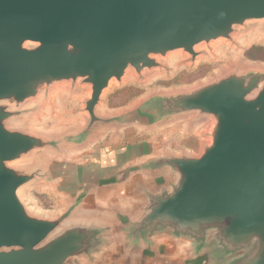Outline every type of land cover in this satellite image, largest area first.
Returning <instances> with one entry per match:
<instances>
[{
    "label": "water",
    "instance_id": "obj_1",
    "mask_svg": "<svg viewBox=\"0 0 264 264\" xmlns=\"http://www.w3.org/2000/svg\"><path fill=\"white\" fill-rule=\"evenodd\" d=\"M264 21V0H0V264H264V68L236 66L193 88L100 110L111 85ZM84 90L83 124L59 137L24 128L40 101ZM206 121L198 154L161 152L131 170L173 176L139 189L116 220L81 215L90 187L60 213L21 193L62 177L66 154L108 129ZM35 163L19 166L33 160Z\"/></svg>",
    "mask_w": 264,
    "mask_h": 264
},
{
    "label": "rangeland",
    "instance_id": "obj_2",
    "mask_svg": "<svg viewBox=\"0 0 264 264\" xmlns=\"http://www.w3.org/2000/svg\"><path fill=\"white\" fill-rule=\"evenodd\" d=\"M201 50L203 55L193 65L188 62L187 56L176 53L164 61V69L147 73L141 80L131 74L121 85L113 83L103 97L100 110L105 113L125 111L152 94L190 89L219 77L236 66L264 68V21L251 24L235 38L233 45L218 42L212 44L209 49L202 47ZM129 87L135 91H127L126 88ZM124 89V92L119 93V90ZM134 92H139V96L132 98ZM87 96L88 92L84 90L71 91L67 87L55 90L47 100L40 101L36 111L25 121L24 128L48 137H59L76 130L84 122L85 115L80 110L81 102ZM108 99L112 100L109 105ZM125 101L127 102L123 105ZM206 131V121L190 125V118L178 119L157 127L130 125L101 132L93 142L95 145L92 146V143V147L84 152H116L121 149V145L143 139L145 142L142 143L140 151L134 149L132 152L126 149L119 153L123 165L132 158L138 159L146 155L150 148L153 152L179 154L185 151L198 154L200 145L208 142L204 136ZM68 152L76 158V164L69 177L22 191L21 196L32 212L40 215L57 214L79 190V184L85 176L92 173L100 178V173H95L96 166L90 165L94 161L82 167L78 165L84 152L80 153L78 149ZM94 158L96 159V156H93ZM34 160L18 165H31L35 163ZM168 175L173 180V176Z\"/></svg>",
    "mask_w": 264,
    "mask_h": 264
},
{
    "label": "crops",
    "instance_id": "obj_3",
    "mask_svg": "<svg viewBox=\"0 0 264 264\" xmlns=\"http://www.w3.org/2000/svg\"><path fill=\"white\" fill-rule=\"evenodd\" d=\"M144 142L145 140L143 139L129 142L125 146H119L121 149L116 152L110 150L106 152L105 150L102 154L101 152L100 154H93L88 151L84 152L95 145L94 143L92 146L89 145L78 149L80 153L84 152L82 153L83 157H80L81 161L78 162V165L82 167L87 164L89 165L91 161H94L92 162L93 164L90 165L96 166L97 172L95 173H100L101 176L99 178L92 173H90L91 175L85 176L79 184V190L73 194L72 198L68 200V203L64 204V207L79 195L85 187L89 186V194L85 206L81 209V215L97 216L105 221H114L116 220L117 214L133 212L141 203L139 193L141 187L154 189L160 183H165L170 179L168 172L162 177H151L131 170L134 166L148 158L161 154V152H153L151 148L148 149V153L142 155L141 158H132L124 165L122 164L121 154L119 155V153L126 149L132 152L134 149L140 151L142 143ZM93 156H96V159H93ZM75 164L76 158L72 156V153L70 154V152H67L66 160L64 162V174L57 179V182L69 177L71 169H74ZM107 176H110L111 178H107ZM103 264L125 263L116 262L112 257H109Z\"/></svg>",
    "mask_w": 264,
    "mask_h": 264
},
{
    "label": "trees",
    "instance_id": "obj_4",
    "mask_svg": "<svg viewBox=\"0 0 264 264\" xmlns=\"http://www.w3.org/2000/svg\"><path fill=\"white\" fill-rule=\"evenodd\" d=\"M126 90L127 91H135L133 88H131V87H129V88H126ZM125 91V89L124 90H119V93L120 92H124ZM118 92V91H117ZM139 96V92H134L133 94H132V98H135V97H138ZM131 99V98H130ZM111 99H108V105L111 103ZM127 101H125L124 103H123V105L126 103ZM137 141V140H136ZM194 141V140H193ZM132 142H134V141H132Z\"/></svg>",
    "mask_w": 264,
    "mask_h": 264
}]
</instances>
